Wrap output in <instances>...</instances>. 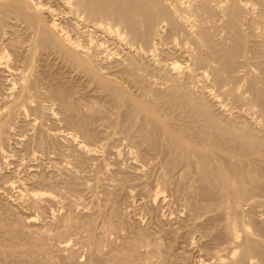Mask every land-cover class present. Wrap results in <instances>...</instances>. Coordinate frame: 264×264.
<instances>
[{"label": "rangeland", "instance_id": "rangeland-1", "mask_svg": "<svg viewBox=\"0 0 264 264\" xmlns=\"http://www.w3.org/2000/svg\"><path fill=\"white\" fill-rule=\"evenodd\" d=\"M127 1H125L126 3L123 2L124 4L123 5L121 4V5L122 6L126 5L125 7H127V3H129ZM245 2L248 5H246ZM245 2L244 0L243 2H241L242 6H240L241 4H238L237 5L238 7L236 6L235 9L236 8H239V9H236L237 12H235L234 10L235 13H233L236 15L235 16L230 15L229 18H226L224 16L222 17L223 13L221 11L219 12L220 9H218L217 7L214 8L213 5H206V6L202 5L201 9L204 7L203 10L205 9V7L208 6L209 8L210 6L209 8L210 10L207 8H206L207 10H204V12L207 11L208 13L205 12V15L203 14L204 18L209 20V23L206 22L208 21L206 20L205 21L206 26H205L204 24L205 22H203L204 18L202 14H201L202 16L201 19L204 25H202L201 28H200L201 21L200 20L195 21L196 18L193 19V21H195L197 25H200L198 26L200 30L203 29L204 32H206L204 33V35L202 34V36H204V39L206 40H204L203 37L201 38L199 37L200 39L197 38L199 40L198 42L199 46H200V42H203V40L207 41V43L205 42L201 43V44H204L199 47L202 49V51L198 49L197 42L195 43L196 38L193 35L191 36H193L195 39L193 37L190 38L191 36L188 34L189 32L185 33L186 30L184 32V35L183 34L179 35L180 32L179 33L169 32L171 31L170 30L171 28L172 30H174L173 29L174 27L172 26H175L174 25L175 23L171 22L173 21L171 20L172 11L169 9V7L166 4L160 3L159 5L158 3L157 5L159 6L157 5L154 6V9L158 7L155 10H152L151 7H150V10L148 9L149 7L146 8L145 12H143L144 14L146 13L145 17L142 16L144 15L142 13H137V15L136 14L131 15L130 14L131 8L129 9L130 4H128V7H127V10H129L130 12H128L127 10H124L126 8L120 5L119 7L121 8L120 9L118 8V9L122 13V15L126 17V18H123L124 25H126V23L128 22L130 23H128L129 26L128 25L124 26L122 24L124 28L122 27V25H120L119 31H121V29H125V30H122V32L124 31L122 39L123 41H125L124 43H127L126 41L130 39L128 42L132 43L131 45L134 47L135 50L136 49L139 50V51L136 50L138 51L137 53L138 56L132 55V57L134 56L133 58L136 61H133L134 59L132 60V57L130 54L125 56L128 50L126 49V45H122V44L121 45L120 44L111 45V43H108L101 50L103 51L105 49L104 53L99 50L100 54L102 53L101 55L99 54V51L98 53L96 52L97 51L96 48H95L96 51L94 52V49H93L94 46H93L91 53H90V54H94V55H91L92 59L90 57L91 59L90 61L92 62L93 60L91 64L92 65L91 68L93 70H97V71L99 70L98 74H97V71H94L98 75L97 77L98 80L97 78H94L96 76L93 75L94 74L92 73L93 70H90L91 69L90 64L88 66L90 69L87 67L89 69L88 70L86 69L85 66L74 64V62L72 63V61L70 62V60L68 59L65 60V57L63 60V58L61 57L62 55L59 56V54H56L58 55L57 57L56 55H54L57 52L54 51L53 53L52 52L53 50H49L52 48L51 45H49V47L50 46L51 47L48 48L47 47L48 45H44L43 43V45L45 46L47 50L43 48V45H42L41 47L43 50L39 49L41 47H38L37 52H35L37 54H35L33 57V54L30 51L31 49H29L30 45L32 44L31 43L32 36H30L31 38H28L29 33L30 35L32 34H31V31L28 30L29 28L27 29L28 31H26V28H25L26 24L22 23V25H20L21 23L20 24L16 23L15 20L12 21L13 19L11 17L5 20L7 21L8 23L7 24L5 21L3 22V19H5V17L3 18L4 15L1 13L2 14V17H1V14H0V18H2V20L0 19V21H2L0 23V26L2 23H3L2 25H5V26L8 25L7 26L8 28L6 27L4 28V30L7 31V35L4 41L7 40L8 42L7 41L6 42L10 44V46L13 44V42L14 44L16 43L15 45H18V46L12 45L13 48L10 47L9 51L12 49L10 52L8 51L10 55H12L14 47H16L17 49V50L16 49L14 50L19 52L17 53L14 51L13 54L15 56V54L17 53L16 54L17 57L15 56V60H14V56L12 55L10 56L11 57L10 60L12 62L14 60L13 63H18V64L20 63L19 65L21 66L23 65L22 66L23 68L21 67V70L24 69L25 72L22 71L23 73L19 75V78H21L22 76L25 78L26 76L25 78L26 80L24 79L23 81H21L23 77L21 78V80L17 78V76L7 78L9 73H7L6 71L5 72L2 71L4 75L0 73V81H2L0 82V86H1L0 96L2 95L0 97L1 99L0 108H3V110L0 109V112H1L0 118L6 115L4 119H2L4 120L3 121L4 124L6 123L5 124L6 128H4L3 130L4 132L0 134V139H1L0 147H2L0 149V184H1L0 185V188H1L0 189V264H49V263L50 264H196V263L197 264H208L210 261H211L210 264L211 263L213 264L215 262H216L215 264H217L219 263L217 256L218 255L223 256L224 255L223 253L227 254L226 247H228V249L229 247L230 248L239 247L238 251H240L241 253L243 250L244 252L242 253H245V256H247V254L248 256L251 254L256 255V251L260 252L263 250L260 244L262 242L264 243V199H263L264 198V176H263L264 168L263 166L262 167L260 166L261 164L264 165V162L262 163L264 159L256 162L258 166H256V164L254 163H253L254 164L253 167H250L251 165L248 166L249 163H247V165H242L244 167L241 169H243L244 173L250 174L251 176L250 177L246 174V175H243V177L245 176L246 179L250 177L252 180L250 178L249 179L251 181L249 179H247L249 181L245 180V178L243 179L241 175L242 172L240 171L241 174L239 176L237 175L239 178L236 180V182L233 183L234 184L233 185V184L225 182L226 177L222 178V175L220 176V174H223V176H225L226 174L224 173L219 174V172L221 171L217 169L218 167L214 163L212 164L211 162V164H208V163L205 164L206 161L203 163L202 160L204 158H202V154L198 155L197 153H195L197 155L195 157L193 155L194 152L192 149L191 150L189 149L186 151V149L182 148L180 143H178L177 140L174 139L177 136L178 137L183 136L185 139L189 137L188 140H192L191 138H195L196 137L195 135L205 136L206 134L207 136L210 135V136L216 137V135L218 134L213 135L215 134V132L218 133L219 131L222 130L221 132H219L220 133L219 136H220L222 133L226 134L224 132L225 130L227 131V134L225 137H228L227 136L228 134H230L229 137H232L234 134L233 138L239 137L240 139V137L243 138V136L245 135L244 138L241 139L242 144L244 142L247 143V139H248V144L250 142L249 144L250 146L247 145L246 143L245 145L244 144L242 145L243 147L245 146V148H247V146L249 148L253 146L254 148V145L256 148L258 147L256 145H259L258 143H260L259 141H262L261 137H263L264 135V131H263L264 111L262 110L264 105L261 104V103H264V82H263L264 80H262L264 79V48H263L264 47L263 46L264 44V34H263L264 32V29H263L264 28V0H248V2L246 0ZM244 4L246 5V7L244 6ZM249 4L251 5V7L249 6ZM243 6L245 7V9H243L244 8ZM165 7L167 10V13H166ZM211 7H213L212 11H211ZM121 9H123V11H121ZM203 10H202V13H204ZM152 11H155V12H152ZM157 11H159V13ZM217 11L221 14H219ZM212 12H215V14L217 13L220 16L218 15L215 16V14ZM125 13H127V15H125ZM149 13H150V16H147V14L149 15ZM153 13L155 15L157 14V16H155ZM138 14L140 15L138 16ZM165 15H168V17L169 15H171L170 16L171 19L166 17ZM127 16L129 17L131 16V17L129 18ZM134 16H136L137 18L139 17V20H136L137 18L134 19ZM146 16L148 17L147 18L148 20L146 19ZM158 16L160 17V19ZM161 16L163 17L165 16V18L168 19L166 20L168 22H166L164 18H162ZM209 17L211 19H209ZM238 17L240 21L242 20L241 22L239 21ZM131 18H132V21L127 20V19L131 20ZM155 18H158L161 21L164 20L163 24L158 19H156V21L153 20ZM230 18H232V20ZM248 18L249 19L253 18V19L249 20ZM9 19H12V20H9ZM150 19L152 20L151 23L149 21ZM227 19L228 21L229 20L231 21L229 22L224 21ZM134 20H135L134 24L136 26L133 24ZM254 20H255V23L256 21L257 23L261 22V25H259L260 23L258 24L259 26H257V24L255 25V23L253 22ZM137 21L138 23H136ZM249 21L253 22L251 24L253 27L249 24L250 23ZM13 22H15V24L17 25H13ZM65 22H66L65 24H67V21ZM169 22L172 26L169 24ZM158 23H160V25H158ZM245 23L246 25L248 23L250 28L248 26L244 28V26H246ZM130 24L132 25L131 27H130ZM152 24L153 25L155 24V26L151 30V27H153ZM164 24H165L164 30L161 33L162 38L160 37L161 41H155V40L152 41L155 38V35L153 34L154 35L153 36L154 38H153L151 34L156 32L159 29V27L161 25L163 26ZM253 24L257 26L256 31L248 32V31L254 30ZM24 25L25 27H23ZM133 25L135 29L132 28ZM137 26L138 28L140 27L141 28L136 29ZM167 26H170V27H168L167 29ZM220 26L226 29L221 28ZM13 27H16L17 29L15 28L14 30ZM205 28L208 30V32L206 31ZM216 28L217 30H214ZM209 29H211L210 30L211 32L209 31ZM248 29H251V30H248ZM16 30H18L17 33H14L16 32ZM129 30H131L132 32L131 31L129 32ZM133 30L134 32L136 30V32L138 33L136 32L134 33ZM0 31L2 30L0 29ZM125 31L129 32V34L127 32V35L129 37L133 35L132 36L133 38L131 37L127 39L128 36L126 37ZM222 31H225V32H222ZM9 32H11L12 34L11 37L13 36L12 40H10L11 37L7 39L8 36H10ZM12 32L15 35H13ZM19 32L21 33L20 36L22 38L18 37V35L20 34ZM201 32L203 33V31ZM24 33L28 35L27 36L25 35V37L23 38ZM173 33L175 36H173ZM258 33L263 36L259 35ZM2 34L3 32H0V37H2L1 36ZM136 34L138 35V38ZM185 34L188 35L187 38H190L191 41L185 38L187 36V35L185 36ZM206 34H208L207 35L208 37L210 36L209 39L208 37L205 38ZM178 35L181 36V38L178 37ZM78 36H75L77 40H79L80 42L86 43L84 40L86 39L85 37H82L81 35H78ZM150 36L152 38L151 41H150ZM258 36H260V38ZM15 37L18 38L19 40H17ZM27 38H28V41H27ZM94 38H95L94 41L96 44L100 42V39L101 41L103 39L101 37L100 38L98 37L99 39L97 37H94ZM29 39H31V41ZM23 40H25V42L27 43H25ZM261 40L263 41L261 42ZM22 41L25 43L24 46H23ZM134 41H135V45H134ZM9 42H11L12 44ZM170 42H175V43H172L173 44L172 46ZM17 43H20V44H17ZM26 44H29V46ZM161 44H163V47H161L162 46ZM20 45H22L23 47L20 48L21 47ZM154 45L156 46L153 48ZM25 46L27 47L25 48ZM157 47L159 48L158 50H155L156 51L155 52L153 49H157ZM185 47L193 48V49L191 48V50L187 48L188 53L191 52L190 55L192 54L190 58H187L188 53L185 54V52L187 51L185 50L186 49ZM212 47L213 49H210ZM139 48L143 50L145 53L143 51H140ZM149 48H151L153 52ZM169 48H170V52L173 51L172 53L167 51V49L169 50ZM24 49H26V51L27 50L29 51L26 52ZM106 49H108V51L111 52L112 54L109 53ZM39 50H40V53H39ZM22 52L23 54H21ZM165 52H168V54L167 53L165 54ZM192 52L196 55L193 56L194 54ZM151 53L154 54L155 57L152 56ZM173 53L175 56H173ZM42 54H45V56L43 55L42 57ZM104 54L105 55L107 54V56H104V60H103ZM109 54H110V57H109ZM202 54L206 58L205 57L203 58ZM27 55H30V57L28 56V58L27 57L25 58V56ZM49 55L51 56L49 57ZM171 55L173 56L174 60L171 57ZM161 57H164V58L161 59ZM17 58H19L18 59L19 62L16 61ZM93 58L96 59L97 61H95ZM130 58L133 64L131 63ZM191 58L193 59V61L196 59L193 65L195 70H198L199 66H200L201 71H203L202 68H204L205 73L200 72V71H196V72L204 73L205 77L208 75L206 78L205 77L202 78V75H201L200 78L194 80L191 77V73L189 72L193 71L194 73V70L192 68L193 61ZM28 59H31V60L33 59V61L29 60L33 63V66L30 64L31 62L29 63ZM42 59L45 62H42ZM55 59L56 60L58 59V60L56 61ZM160 59L161 60L164 59L165 61H161ZM167 59L169 60V62L167 61ZM204 59L205 60L207 59V60L204 61ZM46 60L47 61L49 60V61L47 62ZM116 60H118L119 62L117 61L118 63H116ZM123 60H124V63L126 62L129 63V66L130 64L132 66L133 65L137 66V67L133 66L134 69L135 68L137 69H135L133 72V70H131L133 69L132 67L127 66L128 68L127 69L124 66L125 64L121 66L123 64V62L121 61ZM148 60H149V63H148ZM211 60H212L211 63L213 64L209 63ZM60 61L62 63H59ZM98 61L101 65L98 63ZM108 61L110 62V64ZM157 61L158 62L161 61L163 63L166 62L167 64L168 63L174 64V62L176 61L175 62V64L177 65L176 70L178 72L171 71V73H169L168 71L170 70H167V69L161 70L159 67H157L158 66ZM196 61L199 63L201 62L202 65L207 64L206 62L209 61L208 63L210 66L215 65L214 70H212L213 69L212 66L210 67L207 64L208 67L205 65L204 67L202 65H198ZM25 62L26 63L28 62V63L25 64ZM134 62L137 65L134 64ZM70 63L72 64L70 65ZM117 64H120V67H117L119 66ZM27 65L29 67H26ZM30 65L34 69L32 72L30 71L32 70L30 68ZM63 65H67V66L65 67ZM78 65L80 66V68L83 67L85 70L82 69L80 71V69H77ZM95 66H97V68ZM143 66L144 68H142ZM189 67H191L192 70L191 68L189 69ZM27 68L29 69L27 70L28 72L26 73ZM185 68H188V69L186 70ZM209 68L211 70H209ZM72 69L74 70V72ZM83 70L84 71L87 70L88 74L87 72H82ZM100 70L102 73L100 72ZM125 70L130 72V75L131 73L134 75L135 71L137 70L140 76L137 74L136 75L138 77L133 76L137 80L134 79L133 77L130 78L128 76L129 73L128 72L126 73ZM142 71L144 74L142 73ZM218 71H220V74L218 73L219 75L217 74ZM29 72H31L30 73L31 76H29L28 74ZM209 72L211 73L209 74ZM167 74H169L171 77L173 76L174 79L175 77H177L176 75H180V76H178L176 78L175 83H173L174 81V79H172L173 77L169 78ZM213 74H216L218 76L217 81H221V82H215V81L213 82L214 79H211V77L212 78L214 77ZM32 75H33V79H32ZM141 75H144V76H141ZM186 76L189 80L191 77L190 82L187 79H185L187 81H184V78H186ZM219 76L221 77L219 78ZM141 77H143L142 78L143 85L141 84L139 85V83L141 82L140 80ZM155 77H157L158 79ZM4 78L6 80H4ZM8 79L10 81L12 80V83L16 84L14 89H9ZM15 79H16V82H15ZM18 79H19V82L21 81L20 83L17 82ZM93 79H95L94 82H91L93 81ZM149 79H152V82ZM166 79L167 80L169 79L167 83H166L167 81ZM170 79H172L173 81L172 80L170 81ZM178 79L180 82L178 81ZM101 80L102 82H106V83L101 84L100 82ZM160 80L164 82L162 83ZM25 81L26 83L27 81L29 82L27 83V86L26 84H24ZM33 81H37V83H39L37 86L41 88L39 89L37 86H35L37 83ZM193 81H194V84H195V81L198 83L194 85ZM22 82H23V85L26 86L27 88L29 87V84L31 82L30 86L34 85L32 86L33 89L32 87H29L31 90L29 88L28 90L29 92H32L33 94L35 93L34 95L37 97L35 96L33 97L32 93H27L28 95L30 94L32 95L27 96L26 94V97H29V98H25L24 97L25 94L23 95L22 91L20 92V90H22L21 88H23V86L21 85ZM202 82L206 83L204 84L205 86L203 85ZM152 83H153V86H152ZM161 83L165 85L163 86ZM179 83L180 84L184 83L185 86H188V89L185 88L184 85L183 87L182 85H179L180 89L176 88V85H178ZM212 83L214 85L218 84L215 89ZM49 84L51 86H49ZM109 84L111 86H109ZM168 84L170 86L173 85L174 87L171 88L170 86H168ZM206 85H208L209 87H207ZM6 86L7 88H5ZM139 86L141 87L140 90L138 88ZM155 86H158V87H155ZM202 86L205 88L203 89ZM17 87L18 88L21 87L20 89H18L19 91L17 90ZM223 87L224 89H222ZM34 88L36 91L34 90ZM153 88L156 90L160 89V91L162 89L164 90H162V92H160L159 90H158L159 92L158 91L156 92L155 90L156 92L155 93ZM181 88L183 89L185 88V89L183 90ZM199 88L200 89L202 88V91H200ZM206 88L208 89L206 90ZM212 88L214 90H212ZM229 88L231 89L230 90L231 95L228 94ZM5 89L6 90L8 89V90L5 91ZM37 89L41 91L39 92ZM218 89L219 90L222 89V91H219ZM253 89L255 92H252ZM173 90H175L174 91L175 93H173ZM209 91L212 93H210ZM215 91H217V94ZM233 91H235L236 93L235 92L232 93ZM8 92L12 94L10 95ZM19 92L20 94H22L21 96ZM37 92L39 94L43 93L44 95L42 94L41 96ZM59 92L62 94V96L61 94H59ZM147 92L150 95H148ZM205 92L208 94H206ZM219 92H221L223 95L221 93L220 95H218ZM256 92L258 93V95L256 94ZM215 94L217 97L214 96ZM8 95L11 97L8 98ZM17 95H19L20 97H18ZM209 95L211 98L208 97ZM253 95L256 96V98L258 99H256ZM16 96L19 99L22 96L23 97L20 100L17 99L18 100L17 101ZM259 96L263 100H261ZM5 97L8 99L7 102L10 103L9 105L6 104L7 102H6ZM25 99H27L26 102L24 101ZM176 99H179V100H176ZM13 100H15V102H13ZM259 100H261V102H259ZM20 101H21V104H20ZM62 101L65 105L60 103ZM215 101L216 103H219L221 107H219L220 106L219 104H215ZM136 102L140 103L142 107H145V108L148 107V109L152 107L151 108L153 110L152 112L155 111L157 113L159 111L158 112L159 115L156 114L157 118H160L161 122L165 124L166 126L169 125L171 127V124H172L173 128L172 127L170 128L168 126V129H170L171 133L172 131L173 133L174 132L175 133L171 135V133L166 134L165 130L161 131L160 130L161 128L158 126L157 122L153 120L150 116L148 117L149 114L146 115L145 110L143 112L142 108L140 109L137 105H135L134 103ZM168 102L170 105L168 104ZM258 102L261 104L262 109L260 108V106H258L260 105ZM13 103L14 105L11 106ZM146 103L149 105H147ZM29 104L30 106H28ZM20 105L23 110H21ZM8 106H9V109H8ZM153 106L156 110L153 109ZM5 107H7V109ZM12 107L15 110H13ZM72 107L73 108L75 107V108L72 109ZM219 108H222V109H219ZM11 109L14 111V114L12 111H11L12 113L10 112ZM133 109H137V111L136 110L134 111ZM170 110H171V113H169ZM184 110L186 111V114L184 113L185 112ZM226 110L228 111L230 110L229 111L230 113H228ZM15 111L18 112V115H16L17 113ZM23 112L24 113L26 112V113L24 114ZM189 112H191V114H189ZM260 112H261V116L259 115ZM7 113L9 117L11 115L12 116L9 118L7 116ZM197 113L201 115L202 117L199 116ZM142 114L146 115V117L141 116ZM175 114H177V116H175ZM228 114H230L231 118L230 116H228ZM163 115L164 116L170 115V116L169 118L164 117L166 120L165 121L163 120L164 119ZM198 116L201 117V119ZM237 116L239 118H236ZM6 117H8V119H6ZM176 117L180 118V120L178 119V122L176 121L177 120ZM182 118H183V121L184 119L185 121L187 120L186 122L188 123V126H185L187 125L185 121L184 122L181 121ZM13 119L14 121L15 120L16 121L14 122ZM169 119L170 120L172 119L171 120L172 122ZM191 119L192 121L196 123V125L192 123ZM194 119H197V120H194ZM204 119L206 120V122ZM221 119L222 121H220ZM231 119L235 120L234 122L236 123L237 130L234 127L235 123ZM5 120L7 122H5ZM145 120H149V121H145ZM150 120L151 121L153 120V121L151 122ZM203 120H204V123H203ZM154 122L156 123L157 126L154 124ZM231 122L233 123L232 125H230ZM0 123H1V119H0ZM205 123L206 124L208 123V124L205 125ZM243 123L244 125H242ZM189 124L191 126L195 125L193 126L194 128L189 126ZM223 124L226 128L222 126ZM255 124L257 127L255 126ZM41 125H43V127ZM230 126L231 127L233 126L234 128L233 127L231 128ZM240 126H243V127H240ZM40 127H42L44 131ZM195 127L197 129H195ZM202 127L205 128L203 133H201L203 129ZM190 128H192V130ZM198 128H201V130H199ZM188 129L190 132L196 131L195 133H198L199 135L195 134L194 135L195 137H193V133H189ZM210 129H213V130L211 131ZM205 130H207V132H205ZM259 130L261 131V134ZM183 131H186V133L188 132L189 136L188 134L186 135V133H184ZM229 131L232 132V134ZM178 132H180L181 135H178L179 134ZM235 132H237L239 136L236 135L237 137H235V134H237ZM257 132L260 135L257 134ZM252 133L253 134L256 133V134L253 135ZM190 134H192L191 135L192 137L190 136ZM224 134H222L221 136L224 137ZM256 135L257 136L259 135L258 137L260 138L257 139L258 137ZM4 136L6 137L4 138ZM59 136L61 137L59 138ZM51 138L53 140H51ZM218 138L222 139V137H218ZM2 139L4 140V142ZM262 143H264V141ZM262 143H260V145H262L263 147L259 145L258 150L257 149L252 150V148L251 149L247 148L250 153L248 152V150L242 147V153L244 152V150H246L245 152L249 154V155L245 154L246 156L243 154V156H245V158L247 156L251 158V156L255 154V153L252 154L254 150H256L254 152H257V151L260 152V149L264 148V145ZM83 144L85 145V147L88 146L87 148L89 150H94V151H86V150L84 151L78 147V145H83ZM176 147L178 148V150ZM185 152L187 153L185 154ZM256 154L254 156H256ZM194 159H195V162H194ZM191 163L194 167L191 166ZM201 163L203 165V168L201 166ZM205 165H207V167ZM242 166L237 167L236 170L234 169L235 166L234 168H230V169H233L236 172V174H239L237 172ZM254 166L259 167V168H256V167L254 168ZM199 167L201 168L199 169ZM245 167L246 168L250 167V170L246 169ZM213 168H216V169H213ZM252 168L255 169V172ZM209 169L210 171H208ZM214 170H216V172ZM247 170H249L251 173H249ZM231 171L229 170V175ZM202 172L203 173L205 172V173L203 174ZM235 172L232 171V173L234 174ZM253 172L255 173V175ZM198 173L200 176L198 175ZM206 173L208 174V176ZM217 175L219 176L217 177ZM255 176H259L258 177L259 180L257 177L255 178ZM31 178H33L34 180ZM240 178L243 180L242 183H241ZM256 179L258 182L256 181ZM260 180H263V181L259 182ZM2 183H6V184H2ZM9 183H12V184L14 183V186L12 188H9L8 186ZM212 183H214V185H217V186L219 184V186L218 187L214 186ZM223 184L225 185V187H223ZM246 185L248 187L250 185V187L248 188ZM6 188H9V189H6ZM225 189H228V190H225ZM243 190L246 192H244ZM228 191L230 193H228ZM232 193L234 194V197ZM230 194L232 195V197ZM232 198H234V200ZM250 198H252V200ZM233 208L235 209L233 210ZM237 211H239V213ZM254 212L256 215L254 214ZM232 213H233V216H232ZM231 223L233 224L232 226H231ZM244 226L246 227L244 228ZM228 227L229 228L232 227V228L229 229ZM235 234H237L238 236ZM245 234L247 235L249 234L248 235L249 237L248 236L245 237L246 236ZM207 235H210V236H207ZM232 235L233 237H231ZM225 236H227V238ZM235 236H237V240L239 239L238 242L237 240L236 241L233 240ZM251 236L252 238L250 239ZM245 239H247L248 242H251L249 246L245 245V242H246ZM95 241L98 244H96ZM70 245L72 248L70 247ZM62 246H63V249L61 250ZM219 248H221V250ZM99 249H100V252H98ZM253 249H256V250L254 251ZM247 251L249 253H247ZM251 251H254V252L251 253ZM261 254L263 255V253ZM71 255H73V257ZM208 256L209 258H207ZM214 256H216V258ZM51 259L53 262L51 261ZM204 261L205 263H201Z\"/></svg>", "mask_w": 264, "mask_h": 264}, {"label": "bare ground", "instance_id": "bare-ground-1", "mask_svg": "<svg viewBox=\"0 0 264 264\" xmlns=\"http://www.w3.org/2000/svg\"><path fill=\"white\" fill-rule=\"evenodd\" d=\"M125 1H127V0H0V14L2 13L4 16H3V18L5 17V19H3V22L7 19V18H12V19H9V20H12V21H16V23H21L20 25H22V23H25L26 24V27H25V25L23 26V27H25L26 28V31H28V30H30L31 31V34L32 35H30V33H29V37L28 38H31L30 36H32V41H31V39H29L30 41H31V45H30V48L29 49H31L30 51L32 52V54H33V57H34V55L35 54H37V53H35V52H37V50H38V47H41L42 45H43V43H44V45H48L47 47L48 48H50L51 46H52V48L51 49H49V50H53L52 52L54 53V51L55 52H57V53H55L54 55H56V54H59V56L60 55H62L61 57L63 58V60H64V57H65V60H70V62L72 61V63L74 62V64H79V65H81V66H85L86 67V69H88L89 67V64H90V68H91V64H92V62H93V60H92V62L90 61L91 59H92V56L91 55H94V54H90L91 53V50H92V47H93V49H94V52L96 51L97 53H98V51L100 50H102V48L105 46V45H107L108 43H111V45L112 44H122V45H126V49L128 50V52H127V54L125 55V56H127L128 54H130L131 55V57H132V55H136V56H138L137 55V53H138V49H136V50H138V51H136L135 49H134V47L131 45L132 43H130V42H128V41H126L127 43H124L125 41H123V39H122V36H123V32H122V30H125V29H121V31H119V29H120V25H124V20H123V18H126V17H124L123 15H122V13L120 12V8L121 7H119L121 4L123 5L124 3L123 2H125ZM246 0H244V2H245ZM127 2H129V3H127V7H128V4H130V7H129V9L131 8V15L133 14H136L137 15V13H142V14H144L143 12H145V9L146 8H148L149 10H150V7H151V9L152 10H155V9H157V8H155L154 9V6L155 5H157L158 3H159V5H160V3L161 4H166L168 7H169V9L172 11H169V12H171L172 13V16L171 15H169V17H168V15H165L166 17H168V18H170V16L172 17V19L171 20H173V21H171L170 19V21L172 22V23H175L174 25L175 26H172L171 24H170V22H169V24L172 26V27H174L173 29L174 30H172V28L170 29L171 31H169V32H174V33H176V32H180L179 33V35L180 34H183L184 35V32H185V30H186V32L185 33H187V32H189L188 34L191 36V35H193V36H191L190 38H194L196 41H195V43L197 42V45H198V42H199V40L197 39V38H201V37H203V39H204V36H202V34L204 35V33H206V32H204V30L202 29V30H200V28L202 27V25H204L205 24V26H206V22H208L209 23V20L208 19H205L204 18V15H205V12L206 13H208L207 11H205L204 12V10H207V9H209L210 8V6H209V8H208V6L207 7H205V9L203 10V8L201 9V7H202V5H204V6H206V5H213L214 6V8H218V9H220L219 10V12L221 11L223 14H222V17L224 16V17H226V18H229L230 17V15L231 16H235L236 14H233V13H235V12H237L236 11V9H239V8H236L235 9V7L238 5V4H241V2H243V0H128ZM247 2H248V0H247ZM126 3V2H125ZM202 3H204V4H202ZM245 4L246 5H248L246 2H245ZM244 4V6L246 7V5ZM121 5V6H122ZM159 5H157V6H159ZM165 5V6H166ZM126 5H124V6H122V7H125ZM240 6H242V4L240 5ZM243 6V7H244ZM249 6L251 7V5L249 4ZM127 7H125L126 9H124V10H127ZM163 7H164V5H163ZM238 7V6H237ZM245 7L243 8V9H245ZM119 8V9H118ZM160 8V7H159ZM207 8V9H206ZM123 9H121V11H123ZM168 9V10H169ZM212 9H213V7H211V11H212ZM165 10H166V7H165ZM202 10H203V12L204 13H202ZM210 10V9H209ZM234 10H235V12H234ZM128 12H130L129 10H127ZM126 11V12H127ZM148 11V10H147ZM160 11V10H159ZM159 11H157L158 13H159ZM214 11V10H213ZM249 11H250V9H249ZM125 12V11H124ZM149 12V11H148ZM152 12H155V11H152ZM210 12V11H209ZM218 12V11H217ZM218 12V13H219ZM252 12V11H251ZM161 13V12H160ZM166 13H167V10H166ZM165 13V14H166ZM212 13H214L215 14V12H212ZM250 13V12H249ZM253 13V12H252ZM2 14H1V17H2ZM130 14H128V15H130ZM154 14V13H153ZM170 14V13H169ZM201 14L203 15V22H205L206 20H208V21H206L204 24H203V22H202V19H201ZM219 14H221V13H219ZM254 14V13H253ZM125 15H127V13H125ZM140 14H138V16H139ZM145 15H146V13L144 14V15H142V16H144L145 17ZM155 15V14H154ZM162 15V14H161ZM216 15H218L217 13L215 14V16ZM239 15V14H238ZM141 16V17H142ZM147 16H150V13H149V15L147 14ZM146 16V19L148 18ZM155 16H157V14L155 15ZM165 16L163 17V16H161L162 18H164V20L166 21V20H168V19H166L165 18ZM207 16V15H206ZM218 16H220V15H218ZM251 16V15H250ZM253 16V15H252ZM127 17H129V16H127ZM131 17V16H130ZM129 17V18H130ZM152 17V16H151ZM159 17V16H158ZM135 18H137L136 16H134V19ZM150 18V17H149ZM153 18V17H152ZM151 18V19H152ZM196 18V20L195 21H197V20H200L201 21V26L200 25H197L196 24V22L195 21H193V19H195ZM198 18V19H197ZM200 18V19H199ZM208 18V17H207ZM219 18H221V17H219ZM218 18V19H219ZM233 18V17H232ZM232 18H230L231 20H232ZM237 18V17H236ZM247 18V17H246ZM1 20H2V18H0ZM146 19H145V21H146ZM149 20L150 21V23H151V21L152 20ZM156 19H158V18H155V19H153V20H155L156 21ZM159 19H160V17H159ZM158 19V20H159ZM209 19H211L210 17H209ZM225 19V18H224ZM238 19H239V17H238ZM249 19V18H248ZM253 18H250L249 20H252ZM128 21H132V18H131V20L130 19H127ZM136 20H139V17L136 19ZM148 20V19H147ZM157 20V21H158ZM163 20V21H164ZM231 20H229V21H231ZM65 21H67V24H65L66 22ZM159 21H161V20H159ZM163 21H161L162 22V24H163ZM224 21H228V19L227 20H224ZM223 21V22H224ZM228 21V22H229ZM239 21H240V19H239ZM242 21V20H241ZM240 21V22H241ZM245 21V20H244ZM248 21V20H247ZM2 21H0V23H1ZM6 23H7V21H5ZM11 22V21H10ZM154 22V21H153ZM166 22H168V21H166ZM199 22V21H198ZM220 22V21H219ZM250 22V21H249ZM254 23H255V20L253 21ZM253 22H250L249 24L251 25ZM5 23V24H6ZM128 23H130V22H128ZM128 23H126V25H124V26H127L128 25ZM135 23V20H134V22H133V24ZM136 23H138V21L136 22ZM155 23V22H154ZM260 23V24H259ZM3 24V23H2ZM1 24V26H0V29L2 30V31H0V32H3V34L1 35L2 37H0V73H2V71H6L7 73H9L8 74V77L7 78H9V77H13V76H17V78H19V75H21V73H23L22 71H24V69H22L21 70V67L23 66H21V65H19L18 63H13L14 62V60H15V56H16V54L17 53H19L18 51H16L17 49H16V47H14V49H16V50H14L13 49V52H12V55L14 56V51L15 52H17L16 54H15V56H14V60H13V62L10 60V56H12V55H10L9 53H8V51H9V49H10V47H12V45H15L14 44V42H13V44L11 43V42H9V43H11L12 45L10 46V44H8L7 42V40H5L4 41V39H5V37H6V35H7V31H5L4 30V28L6 27V28H8L7 26H5V25H2ZM8 24V23H7ZM12 24V23H11ZM18 24V25H19ZM222 24V23H221ZM249 24L247 23V25H246V23H245V25L246 26H244V28L245 27H249ZM257 24V26H259V25H261V22H258L257 23V21H256V23H255V25ZM259 24V25H258ZM13 25H17V24H15V22H13ZM67 25V26H66ZM122 25V27L124 28V26ZM135 25V24H134ZM134 25H133V27L132 28H134ZM139 25V24H138ZM153 25V24H152ZM158 25H160V23H158ZM158 25H156V26H158ZM234 25V24H233ZM241 25H242V23H241ZM254 25V24H253ZM254 25V30L253 31H248V32H255L256 31V27L257 26H255ZM129 26V25H128ZM132 25L130 24V27H131ZM136 26V25H135ZM140 26V25H139ZM147 26V25H146ZM154 26H155V24L153 25V27H151V30H152V28H154ZM164 26H165V24L162 26H160L159 27V29H158V27H157V31L156 32H154V33H152V32H150V33H152L151 35H152V37L155 35V38L152 40V41H161L160 40V37H161V33L163 32V30H164ZM198 26H200V28L198 27ZM205 26H203V27H205ZM208 26V25H207ZM236 26V25H235ZM252 26V25H251ZM12 27V26H11ZM168 27H170V26H167V29H168ZM176 27V28H175ZM211 27V26H210ZM221 27V26H220ZM243 27V26H242ZM253 27V26H252ZM252 27H251V29H252ZM14 28V30H15V28L16 27H13ZM12 28V29H13ZM29 28V29H28ZM127 28H129V27H127ZM141 28V27H140ZM140 28H138V26H137V28L136 29H140ZM214 28V27H213ZM221 28H224V27H221ZM236 28V27H235ZM250 28V27H249ZM11 29V28H10ZM17 29V28H16ZM28 29V30H27ZM135 29V28H134ZM206 29V28H205ZM224 29H226V28H224ZM251 29H248V30H251ZM258 29V28H257ZM260 29V28H259ZM264 29V28H263ZM9 30V29H8ZM14 30H12V31H14ZM19 30V29H18ZM18 30H16V32H14V33H17V31ZM23 30V29H22ZM21 30V31H22ZM132 30V29H131ZM131 30H129V32L131 31ZM155 30V29H154ZM211 29H209V31H210ZM214 30H217V28L216 29H214ZM240 30V29H239ZM10 31V30H9ZM20 31V30H19ZM25 31V32H26ZM138 31V30H137ZM141 31V30H140ZM201 31H203V33L201 32ZM206 31L208 32V30L206 29ZM243 31V30H242ZM247 31V30H246ZM262 31V30H261ZM260 31V32H261ZM77 32V33H76ZM122 32V33H121ZM126 32V31H125ZM128 32V31H127ZM127 32H126V37L128 36L127 35ZM129 32H128V34H129ZM132 32V31H131ZM133 32H134V30H133ZM135 32H136V30H135ZM134 32V33H135ZM211 32V31H210ZM215 32V31H214ZM222 32H225V31H222ZM263 32V31H262ZM10 34V36H8V38L7 39H9V37H11V32H9ZM13 33V32H12ZM13 33V35H15ZM20 33V32H19ZM75 33V34H74ZM136 33H138V32H136ZM156 33V34H155ZM166 33V32H165ZM174 33H173V36H175L174 35ZM257 33V32H256ZM23 34V33H22ZM131 34V33H130ZM154 34V35H153ZM254 34V33H253ZM259 34V33H258ZM263 34H264V32H263ZM21 33L18 35V37L20 38L21 36ZM25 33H24V36H23V38L25 37ZM28 35V34H27ZM26 35V36H27ZM78 36V35H81L82 37H85L86 39H84L85 40V42L86 43H84V42H80L79 40H77V38L75 37V36ZM93 35V36H92ZM137 35V34H136ZM168 35V34H167ZM178 35V37H180L181 38V36H179ZM187 34H185V36H186ZM208 34H206L205 36V38H207L208 36H207ZM211 35V34H210ZM257 35V34H256ZM259 35H261V34H259ZM133 35H131V37H132ZM169 36V35H168ZM172 36V37H173ZM177 36V35H176ZM184 36V37H185ZM261 36H263V35H261ZM13 37V36H12ZM12 37H11V39L10 40H12ZM16 37H17V35H16ZM15 37V38H16ZM94 37H101V38H103L102 39V41H101V39H100V42H98V41H96V42H98L97 44L95 43V41H94ZM131 37H127V39L128 38H131ZM139 37H141V36H139ZM171 37V38H172ZM188 37V35L185 37V38H187ZM210 37V36H209ZM209 37H208V39H209ZM212 37H214V36H212ZM217 37V36H216ZM259 38H260V36H258ZM22 38V37H21ZM28 38H27V41H28ZM78 38H79V36H78ZM98 38V39H99ZM104 38H105V40H104ZM133 38V37H132ZM135 38V37H134ZM137 38H138V35H137ZM162 38V37H161ZM165 38V37H164ZM182 38H183V36H182ZM190 38H187V39H189L190 41H191V39ZM199 38V39H200ZM256 38H257V36H256ZM263 38V37H262ZM17 40H19L18 38H16ZM26 39V38H25ZM81 39V38H80ZM151 36H150V41H151ZM167 39H168V37H167ZM255 39V38H254ZM16 40V41H17ZM21 40V39H20ZM83 40V41H84ZM97 40V39H96ZM104 40V41H103ZM126 40V39H125ZM140 40V39H139ZM143 40V39H142ZM149 40V39H148ZM173 40H175V39H173ZM198 40V41H197ZM204 40H206V39H204ZM203 40V42H205V43H207V41H204ZM258 40V39H257ZM7 41V42H6ZM14 41H15V39H14ZM24 42H25V40H23ZM22 41V43H23V46H24V44L25 43H27V42H23ZM131 41H133V40H131ZM149 41V42H150ZM163 41V40H162ZM193 41V40H192ZM263 40H261V42H262ZM18 42H20V41H18ZM46 42H47V44H46ZM203 42H200V46L201 45H204V44H201V43H203ZM214 42V41H213ZM212 42V43H213ZM256 42V41H255ZM29 43V42H28ZM142 43V42H141ZM161 43V42H160ZM166 43V42H165ZM171 44L172 43H175V42H170ZM192 43H194V42H192ZM211 43V42H210ZM257 43V42H256ZM17 44H20V43H17ZM156 44V43H155ZM159 44V43H158ZM169 44V43H168ZM170 44V45H171ZM258 44H259V42H258ZM263 44V43H262ZM26 45H28L29 46V44H26ZM43 45V48H45V46ZM49 45H51L50 47H49ZM134 45H135V41H134ZM137 45V44H136ZM151 45H152V43H151ZM162 46L161 47H163V44H161ZM15 46H18V45H15ZM21 46V47H20ZM19 47L20 48H22L23 46L22 45H20ZM110 46V45H109ZM108 46V47H109ZM149 46V45H148ZM156 45H154L153 46V48L155 47ZM167 46V45H166ZM169 46V45H168ZM172 46H173V44H172ZM175 46H177V45H175ZM199 45H198V49L200 50V51H202V49L201 48H199L200 47ZM256 46V45H255ZM254 46V47H255ZM260 46V45H259ZM262 46V45H261ZM263 46H264V44H263ZM262 46V47H263ZM18 47V48H19ZM27 46H25V48H26ZM116 47V46H115ZM152 47V46H151ZM196 47V46H195ZM194 47V48H195ZM207 47V46H206ZM205 47V48H206ZM210 47V46H209ZM216 47V46H215ZM13 48V47H12ZM95 48H96V50H95ZM136 48H137V46H136ZM158 48L159 47H157V49H153L154 51L155 50H158ZM172 48V47H171ZM174 48V47H173ZM186 48V47H185ZM188 49H190L191 50V48L192 47H187ZM185 49V50H187L186 52H185V54H187L188 53V49ZM208 48V47H207ZM258 48V47H257ZM264 48V47H263ZM262 48V49H263ZM28 49V48H27ZM39 49H41V50H43L42 49V47L41 48H39ZM46 49V48H45ZM44 49V50H45ZM122 49V48H121ZM140 49V48H139ZM149 49H151V48H149ZM161 49V48H160ZM176 49V48H175ZM193 49V48H192ZM196 49V48H195ZM194 49V50H195ZM204 49V48H203ZM210 49H213V47L212 48H210ZM12 50V49H11ZM10 50V51H11ZM25 51H26V49H24ZM47 50V49H46ZM105 50V49H104ZM104 50L103 51H101V52H103L104 53ZM107 51H108V49H106ZM119 50V49H118ZM172 50V49H171ZM180 50V49H179ZM215 50V49H214ZM261 50V49H260ZM9 51V52H10ZM21 51V50H20ZM24 51V52H25ZM29 50H27L26 52H28ZM100 51H99V54H100ZM115 51V50H114ZM140 51H143V50H141L140 49ZM146 51V50H145ZM151 51H152V49H151ZM167 51H169L170 52V48H169V50L167 49ZM175 51V50H174ZM178 51V50H177ZM208 51H209V49H208ZM216 51V50H215ZM42 52V51H41ZM46 52V51H45ZM51 52V53H52ZM106 52V51H105ZM109 52V51H108ZM107 52V53H108ZM144 52V51H143ZM150 52V51H149ZM153 52V51H152ZM156 52V51H155ZM163 52H164V50H163ZM173 52V51H172ZM172 52H170V53H172ZM183 52H184V50H183ZM190 52V51H189ZM194 52V51H193ZM192 52V53H193ZM212 52H213V50H212ZM39 53H40V50H39ZM49 53H50V51H49ZM52 53V54H53ZM109 53H111V52H109ZM115 53V52H114ZM113 53V54H114ZM125 53V52H124ZM141 53V52H140ZM145 53V52H144ZM160 53H161V51H160ZM168 54V52H165V54ZM178 53V52H177ZM176 53V54H177ZM191 53V52H190ZM190 53H188V57L187 58H190V56L192 55H190ZM203 53V52H202ZM21 54H23V52L21 53ZM20 54V55H21ZM31 54V53H30ZM96 54V53H95ZM102 54V53H101ZM100 54V55H101ZM112 54V53H111ZM117 54V53H116ZM152 54V53H151ZM194 54V53H193ZM25 55V54H24ZM24 55H23V57H24ZM43 55L45 56V54H42V57H43ZM53 55V56H54ZM90 55V56H89ZM97 55V54H96ZM164 55V54H163ZM183 55H184V53H183ZM196 54H194L193 56H195ZM28 56L30 57V55H27V56H25V58L27 57L28 58ZM51 55H49V57H50ZM52 56V57H53ZM57 57H58V55H56ZM99 56V55H98ZM104 56H107V54L105 55H103V60H104ZM139 56H141V55H139ZM143 56V55H142ZM145 56V55H144ZM152 56H154L155 57V55L154 54H152ZM167 56V55H166ZM169 56V55H168ZM173 56H175L174 55V53H173ZM173 56L171 55V57L173 58ZM193 56H192V58H193ZM202 56H203V54H202ZM17 57V56H16ZM22 57V58H23ZM48 57V58H49ZM90 57H91V59H90ZM102 57V56H101ZM109 57H110V54H109ZM118 57V56H117ZM130 57V56H129ZM134 57V56H133ZM132 57V60L134 59ZM170 57V56H169ZM183 57V56H182ZM205 56H203V58H204ZM22 58H21V60H22ZM39 58V57H38ZM37 58V59H38ZM100 58V57H99ZM115 58V57H114ZM119 58V57H118ZM162 58H164V57H161V59ZM171 58V59H172ZM191 58V59H192ZM206 58V57H205ZM18 59L19 58H17V60L16 61H18ZM24 59V58H23ZM34 59V58H33ZM33 59L31 60V59H28V61L29 60H31V61H33ZM41 59V58H40ZM47 59V58H46ZM59 59V58H58ZM57 59V60H58ZM94 59V58H93ZM111 59V58H110ZM126 59V58H125ZM139 59V58H138ZM156 59H157V57H156ZM160 59V60H161ZM56 60V59H55ZM56 60V61H57ZM62 60V61H63ZM95 61H97L96 59H94ZM106 60H108V59H106ZM105 60V61H106ZM127 60V59H126ZM129 60V59H128ZM130 60H131V58H130ZM129 60V61H130ZM132 60H131V63H132ZM143 60V59H142ZM147 60V59H146ZM154 60V59H153ZM173 60H174V58H173ZM196 60V59H195ZM194 60V61H195ZM207 60V59H206ZM205 59H204V61H206ZM15 61V62H16ZM26 61H27V59H26ZM31 61H29V63L31 62ZM39 61V60H38ZM47 61V60H46ZM49 61V60H48ZM47 61V62H48ZM94 61V62H95ZM104 61V62H105ZM112 61V60H111ZM118 60H116V63H118L117 62ZM128 61V62H129ZM133 61H136L135 59L133 60ZM144 61V60H143ZM152 61V60H151ZM159 61V60H158ZM157 61V62H158ZM161 61H165L164 59L163 60H161ZM158 62V66L157 67H159L161 70H170V71H168L169 73H171V71H173V72H176L177 70H176V68H177V65L175 64V62H174V64H167L166 62ZM167 61L169 62V60L167 59ZM171 61V60H170ZM186 61H187V59H186ZM190 61V60H189ZM192 61H193V59H192ZM194 61H193V64H192V66L194 65ZM199 61H201V60H199ZM19 62V61H18ZM42 62H45L43 59H42ZM68 62V61H67ZM67 62H66V64H67ZM101 62V61H100ZM107 62V61H106ZM109 62V61H108ZM113 62V61H112ZM121 62H123V64L121 63ZM120 63L122 64L121 66H123L124 64V66L127 68V66L128 67H132L133 68V66L134 67H137V66H135V65H131L130 64V66H129V63H127L126 61V63H124V60L123 61H121ZM140 62V61H139ZM191 62V61H190ZM209 62V61H208ZM208 62H206L208 65H209V63H211L212 62V60L208 63ZM23 63H24V61H23ZM23 63H21V64H23ZM28 63V62H27ZM26 62H25V64H27ZM59 63H62L61 61L59 62ZM65 63V62H64ZM72 63H70V65L72 64ZM98 63H99V61H98ZM138 63V62H137ZM148 63H149V60H148ZM192 63V62H191ZM191 63H190V65H191ZM196 63L198 64V65H202L201 64V62L199 63V62H197L196 61ZM215 63V62H214ZM25 64H24V66H25ZM32 66H33V63L31 62L30 63ZM96 64V63H95ZM100 64V63H99ZM98 64V65H99ZM107 64V63H106ZM109 64H110V62H109ZM133 64V63H132ZM134 64H136L135 62H134ZM154 64V63H153ZM157 64V63H156ZM204 64V63H203ZM207 64H204L205 66H207ZM211 64H213V63H211ZM30 65V68L32 69V70H30L31 72L34 70L33 68H32V66ZM37 65V64H36ZM40 65V64H39ZM78 65V67H77V69H80V71L82 70V69H84L83 67L82 68H80V66ZM101 65V64H100ZM117 65H119V66H117V67H120V64H117ZM137 65V64H136ZM204 65H202V66H204ZM246 65V64H245ZM63 66H67V65H63ZM69 66V65H68ZM76 66V65H75ZM147 66V65H146ZM154 66V65H153ZM191 66V67H192ZM196 66V65H195ZM204 66V67H205ZM210 66V65H209ZM212 66V65H211ZM210 66V67H211ZM214 66L215 65H213L212 67H213V69L212 70H214ZM26 67H29L28 65L26 66ZM25 67V68H26ZM64 67V68H65ZM88 67V68H87ZM96 68H97V66H95ZM124 67V68H125ZM141 67V66H140ZM139 67V68H140ZM152 67V66H151ZM150 67V68H151ZM191 67H189V69L191 68ZM208 67V66H207ZM23 68V67H22ZM72 68V67H71ZM89 68V69H90ZM94 68V67H93ZM105 68H106V66H105ZM114 68H116V67H114ZM113 68V69H114ZM138 68V69H139ZM142 68H144V66L142 67ZM193 68V70H194V73H193V71L192 72H189V73H191V77L195 80V79H198V78H200L201 77V75H202V78H204L205 77V72H204V68H202V70L203 71H201V69H200V66H199V68H198V70H195L194 69V66L192 67ZM192 68H191V70H192ZM29 68H27L26 69V73L28 72L27 70H28ZM88 69V70H89ZM95 69V68H94ZM101 69V68H100ZM108 69H110V68H108ZM112 69V68H111ZM121 69V68H120ZM122 69H123V67H122ZM128 69V68H127ZM135 69H137V68H135ZM134 68L133 69H131V70H133V72H134V70H135ZM186 70L188 69V68H185ZM196 69H197V67H196ZM217 69V68H216ZM71 70V69H70ZM73 70V69H72ZM85 70V69H84ZM82 71V72H87V70L86 71ZM90 70H93L92 68L90 69ZM104 70V69H103ZM131 70H129V71H131ZM209 70H211L210 68H209ZM218 70V69H217ZM216 70V71H217ZM76 71V70H75ZM94 71H97V70H93V72L92 73H94L93 75L94 76H96V77H94V78H97L98 77V73H99V70L97 71V74L94 72ZM113 71V70H112ZM126 71V70H125ZM137 71V70H136ZM135 71V73H134V75L131 73V75H130V72H128V71H126V73L128 72L129 73V77L130 78H132L133 76L135 77H138L137 75H139L138 74V71L136 72ZM155 71V70H154ZM156 71H157V69H156ZM196 71H200V72H204V73H197ZM215 71V72H216ZM25 72V71H24ZM31 72H29L28 74H29V76H31L30 75V73ZM35 72V71H34ZM73 72H74V70H73ZM100 72H101V70H100ZM104 72V71H103ZM109 72V71H108ZM114 72V71H113ZM112 72V73H113ZM140 72V71H139ZM145 72V71H144ZM178 72V71H177ZM213 72V71H212ZM7 73H5V74H7ZM38 73V72H37ZM102 73V72H101ZM110 73V72H109ZM120 73V72H119ZM123 73V72H122ZM142 73H143V71H142ZM142 73H140V74H142ZM156 73H158V72H156ZM160 73V72H159ZM162 73V72H161ZM166 73H167V71H166ZM187 73V72H186ZM211 72H209V74H210ZM220 74V71H218L217 72V74ZM3 74V73H2ZM35 74V73H34ZM33 74V75H34ZM81 74V73H80ZM87 74H88V72H87ZM108 74V73H107ZM137 74V75H136ZM144 74V73H143ZM164 74V73H163ZM175 74V73H174ZM218 74V75H219ZM4 75V74H3ZM33 75H32V79H33ZM100 75V74H99ZM111 75V74H110ZM115 75V74H114ZM120 75V74H119ZM123 75H125V74H123ZM159 75V74H158ZM166 75V74H165ZM182 75V74H181ZM186 75V74H185ZM188 75V74H187ZM214 75V77L212 78L211 77V79H214L213 80V82L215 81V82H221V81H217L218 80V76L216 75V74H213ZM2 76V75H1ZM35 76V75H34ZM84 76H86V75H84ZM140 76V75H139ZM141 76H144V75H141ZM167 76H169V78H172L169 74H167ZM177 77L178 76H180V75H176ZM183 76V75H182ZM190 76V75H189ZM208 76V75H207ZM206 76V77H207ZM5 77V76H4ZM21 77V76H20ZM23 77V76H22ZM21 77V78H22ZM100 77V76H99ZM116 77V76H115ZM115 77H113V78H115ZM133 77V78H134ZM148 77H150V76H148ZM165 77V76H164ZM177 77H175V79H174V77L172 78V79H174V81L172 80V79H170V81L172 80L173 81V83H175V81H176V78ZM191 77H190V80L187 78V76H186V78H184V81H191ZM205 77V78H206ZM221 76H219V78H220ZM6 78V77H5ZM4 78V80H6ZM16 78V79H17ZM21 78H19L20 80H21ZM25 78H26V76H25ZM24 77L22 78V80L21 81H23L24 79H25ZM40 78V77H39ZM89 78V77H88ZM92 78V77H91ZM101 78V77H100ZM140 78V77H139ZM142 78L143 77H141V82L139 83V85L141 84V85H143V82H142ZM154 78V77H153ZM155 78H157V77H155ZM158 78H159V76H158ZM157 78V79H158ZM167 78V77H166ZM13 79V78H12ZM16 79H15V82H16ZM19 79H18V83H20L19 82ZM31 79V78H30ZM41 79V78H40ZM102 79V78H101ZM106 79V78H105ZM134 79H136V78H134ZM133 79V80H134ZM144 79H145V77H144ZM147 79V78H146ZM181 79V78H180ZM185 79H187V80H185ZM192 79V80H193ZM208 79V78H207ZM210 79V80H211ZM9 80V79H8ZM26 80V79H25ZM27 80H29V79H27ZM94 80L95 79H93V81H91V82H94ZM97 80H98V78H97ZM100 80V79H99ZM126 80H128V79H126ZM131 80V79H130ZM137 80V79H136ZM135 80V81H136ZM149 80H151V82H152V79H149ZM162 80V79H161ZM160 80V81H161ZM167 80V79H166ZM165 80V81H166ZM169 80V79H168ZM168 80L166 81V83L168 82ZM206 80V79H205ZM220 80V79H219ZM262 80H264V79H262ZM14 81V80H13ZM32 81V80H31ZM134 81V82H135ZM148 81V80H147ZM154 81V80H153ZM178 81H179V79H178ZM197 81V80H196ZM195 81V84H194V81H193V84L194 85H196V83H198V82H196ZM204 81V80H203ZM0 82H2V81H0ZM7 82V81H6ZM33 82H35V83H37V81H33ZM40 82V81H39ZM101 82V84L102 83H106V82H102V80L100 81ZM138 82H139V80H138ZM146 82V81H145ZM158 82H159V80H158ZM162 83L164 82V81H161ZM180 82V81H179ZM207 82H208V80H207ZM210 82H212V81H210ZM262 82V81H261ZM264 82V81H263ZM27 83H29L28 81H27ZM27 83H26V81L24 82V84H26V86H27ZM41 83V82H40ZM108 83V82H107ZM136 83V82H135ZM134 83V84H135ZM149 83V82H148ZM161 83V84H162ZM172 83V84H173ZM203 83V85L204 84H206V83H204V82H202ZM257 83V82H256ZM30 84H31V82H30ZM30 84H29V87H32V86H34V85H31L30 86ZM34 84V83H33ZM39 83H37L35 86H37ZM51 84V83H50ZM49 84V86H51ZM111 84V83H110ZM109 84V86H111ZM130 84V83H129ZM137 84V83H136ZM147 84V83H146ZM151 84V83H150ZM156 84V83H155ZM170 84V83H169ZM168 84V86H170ZM177 84V83H176ZM209 84V83H208ZM213 84V83H212ZM215 84H217V83H215ZM22 86H23V88H21L22 90H20V92L22 91V94L24 95L25 94V98H29V97H26V94L27 93H32V92H29V90H28V88L26 87V86H24L23 85V82H22V84H21ZM107 85V84H106ZM132 85V84H131ZM163 86L165 85V84H162ZM175 85V84H174ZM179 85H182V87H183V85H184V83H182V84H178V85H176V88H179ZM188 85V84H187ZM199 85V84H198ZM214 85V84H213ZM218 85V84H217ZM217 85H214V89L216 88V86ZM15 86H16V84L15 83H12V80L10 81H8V87H9V89H14L15 88ZM19 86V85H18ZM40 86V85H39ZM135 86V85H134ZM152 86H153V83H152ZM151 86V87H152ZM185 86V85H184ZM191 86V85H190ZM205 86V85H204ZM207 87H209L208 85H206ZM255 86H257V85H255ZM254 86V87H255ZM1 87V86H0ZM38 87V86H37ZM112 87H113V85H112ZM145 87H146V85H145ZM150 87V86H149ZM155 87H158V86H155ZM171 88H173L174 86L172 85V86H170ZM169 87V88H170ZM201 87V86H200ZM203 87V86H202ZM5 88H7V86L5 87ZM20 88H18L17 87V90L18 89H20ZM36 88V87H35ZM35 88H34V90H35ZM39 88V87H38ZM41 88V87H40ZM39 88V89H40ZM49 88V87H48ZM139 88V90H140V86L138 87ZM167 88V87H166ZM175 88V89H176ZM185 88H187L188 89V86H185ZM184 88V89H185ZM190 88V87H189ZM194 88V87H193ZM205 87H203V89H204ZM211 88V87H210ZM219 88V87H218ZM256 88V87H255ZM30 89V88H29ZM32 89H33V87H32ZM45 89H46V87H45ZM154 89V88H153ZM168 89V88H167ZM180 89V88H179ZM181 89H183V88H181ZM183 89V90H184ZM208 88H206V90H207ZM213 88H212V90H214ZM222 89H224V87L222 88ZM222 89H218L219 91H222ZM228 89V88H227ZM8 90V89H7ZM6 89H5V91H7ZM31 90V89H30ZM38 90V89H37ZM142 90V89H141ZM152 90V89H151ZM155 90L156 89H154V92H155ZM159 91H160V89H158ZM158 90H156V92L158 91ZM162 90H164V89H162ZM162 90L160 91V92H162ZM166 90V89H165ZM170 90V89H169ZM199 90L200 91H202V88L200 89L199 88ZM205 90V91H206ZM217 90V89H216ZM226 90V89H225ZM230 88H229V93L228 94H230L231 95V93H230ZM12 91V90H11ZM10 91V92H11ZM19 91V90H18ZM28 91V92H27ZM36 91V90H35ZM34 91V92H35ZM39 92L41 91V90H38ZM43 91V90H42ZM146 91V90H145ZM158 91V92H159ZM167 91V90H166ZM166 91H164V92H166ZM175 90H173V93H175L174 92ZM193 91V90H192ZM257 91V90H256ZM1 92V91H0ZM10 92H8L10 95L12 94V93H10ZM20 92H19V94H20ZM151 92V91H150ZM155 92V93H156ZM164 92H163V94H164ZM177 92V91H176ZM210 92V91H209ZM216 92V94H217V91H215ZM224 92V91H223ZM235 91H233L232 93H234ZM252 92H255L254 91V89H253V91ZM258 92V91H257ZM256 92V94L258 95V93ZM3 93V92H2ZM14 93V92H13ZM38 93V92H37ZM45 93V92H44ZM52 93V92H51ZM152 93V92H151ZM194 93V92H193ZM206 93V92H205ZM210 93H212V92H210ZM220 93L221 92H219V94L218 95H220ZM225 93H227V92H225ZM236 93V92H235ZM6 94V93H5ZM22 94H20V96L22 95ZM33 94V93H32ZM32 94H30V95H32ZM35 94V93H34ZM32 95L33 97L35 96V95ZM39 94V93H38ZM43 94V93H42ZM42 94H39V95H41L42 96ZM59 94H61L60 92H59ZM147 94L148 95H150L148 92H147ZM161 94V93H160ZM162 94V95H163ZM202 94V93H201ZM206 94H208V93H206ZM216 94L214 95L215 97H217L216 96ZM222 94V93H221ZM253 94H255V93H253ZM30 95H28L27 94V96H30ZM44 95V94H43ZM57 95V94H56ZM203 95V94H202ZM223 95V94H222ZM221 95V96H222ZM227 95V94H226ZM2 96V95H1ZM0 96V97H1ZM7 96V95H6ZM18 97H20L19 95H17ZM17 96H16V100L17 99H19V98H17ZM52 96V95H51ZM50 96V97H51ZM61 96H62V94H61ZM60 96V97H61ZM155 96V95H154ZM157 96V95H156ZM167 96V95H166ZM254 96V95H253ZM9 97H11V96H9L8 95V98ZM15 97V96H14ZM23 97V96H22ZM21 97V98H22ZM35 97H37V96H35ZM38 97H40V96H38ZM47 97V96H46ZM135 97V96H134ZM168 97H170V96H168ZM174 97V96H173ZM208 97H210V95L208 96ZM255 98H256V96H254ZM258 97V96H257ZM2 98H4V97H2ZM20 98V99H21ZM43 98V97H42ZM63 98V97H62ZM131 98V97H130ZM167 98V97H166ZM178 98V97H177ZM211 98V97H210ZM254 98V99H255ZM259 98L261 99V97L259 96ZM5 99H6V102H7V98L5 97ZM13 99V98H12ZM19 99V100H20ZM24 99V98H23ZM22 99V100H23ZM40 99V98H39ZM58 99V98H57ZM59 99H61V98H59ZM65 99V98H64ZM212 99H214V98H212ZM216 99V98H215ZM256 99H258V98H256ZM1 100V99H0ZM21 100V101H22ZM47 100V99H46ZM52 100V99H51ZM50 100V101H51ZM127 100H129V99H127ZM135 100V99H134ZM172 100V99H171ZM176 100H179V99H176ZM220 100V99H219ZM261 100H263V99H261ZM261 100H259V102H261ZM10 101V100H9ZM18 101V100H17ZM21 101H20V104H21ZM25 102L27 101V99H25L24 100ZM23 101V102H24ZM31 101V100H30ZM33 101V100H32ZM44 101V100H43ZM58 101V100H57ZM65 101V100H64ZM137 101V100H136ZM139 101V100H138ZM144 101V100H143ZM173 101V100H172ZM13 102H15V100H13ZM22 102V103H23ZM24 102V103H25ZM36 102V101H35ZM40 102V101H39ZM45 102V101H44ZM54 102V101H53ZM59 102V101H58ZM68 102V101H67ZM128 102V101H127ZM133 102V101H132ZM140 102V101H139ZM170 102V101H169ZM169 102H168V104H169ZM175 102V101H174ZM220 102V101H219ZM256 102H257V100H256ZM258 102V103H259ZM5 103V102H4ZM29 103V102H28ZM32 103V102H31ZM30 103V104H31ZM60 103H62L63 105H65L64 103H63V101L62 102H60ZM118 103H119V101H118ZM126 103V102H125ZM178 103V102H177ZM176 103V104H177ZM182 103V102H181ZM6 104H10V103H6ZM19 104V103H18ZM30 104L28 105V106H30ZM57 104V103H56ZM124 104V103H123ZM128 104V103H127ZM135 105H137L140 109L142 108V110H143V112H144V110H145V112H146V115H148V117L150 116L153 120H155L156 122H157V124H158V126L161 128L160 130L162 131V130H165V132H166V134L167 133H171V131H170V129H168V126H166L165 124H163L162 122H161V120H160V118H157V115H159L158 114V112L156 113L155 111L154 112H152L153 110L151 109H148V107L147 108H145V107H142V105L140 104V103H138V102H136V103H134ZM147 104V103H146ZM145 104V105H146ZM180 104V103H179ZM184 104V103H183ZM215 104H219V103H216V101H215ZM260 104V103H259ZM262 105H264V103H261ZM261 104L260 105H258V106H260V108H261ZM14 105V103L11 105V106H13ZM37 105V104H36ZM58 105V104H57ZM144 105V104H143ZM147 105H149V104H147ZM170 105V104H169ZM220 105V104H219ZM5 106V105H4ZM11 106H10V108H11ZM41 106V105H40ZM49 106V105H48ZM55 106V105H54ZM69 106H71V105H69ZM130 106H131V104H130ZM183 106V105H182ZM223 106V105H222ZM18 107H19V105H18ZM44 107H45V105H44ZM58 107V106H57ZM60 107V106H59ZM62 107V106H61ZM177 107H179V106H177ZM218 107V106H217ZM219 107H221V105L219 106ZM6 109H7V107H5ZM17 108V107H16ZM20 108H21V105H20ZM20 108H19V110H20ZM28 108V107H27ZM36 108H38V107H36ZM42 108V107H41ZM52 108H53V106H52ZM75 108V107H74ZM73 107H72V109H74ZM144 108V109H143ZM168 108H170V107H168ZM181 108V107H180ZM179 108V109H180ZM1 110H3V108H0ZM8 109H9V106H8ZM12 109L13 110H15L13 107H12ZM10 110V112L12 111L13 112V114H14V111L13 110ZM40 109V108H39ZM68 109V108H67ZM153 109L154 110H156L155 108H154V106H153ZM178 109V108H177ZM176 109V110H177ZM183 109H185V108H183ZM219 109H222V108H219ZM224 109H226V108H224ZM229 109V108H228ZM235 109V108H234ZM234 109H232V110H234ZM262 109V108H261ZM21 110H23L22 108H21ZM30 110V109H29ZM41 110H43V109H41ZM47 110V109H46ZM46 110H45V112H46ZM64 110V109H63ZM134 111L136 110L137 111V109H133ZM182 110V109H181ZM260 110V109H259ZM263 111H264V107H263V109H262ZM26 111V110H25ZM68 111V110H67ZM69 111H70V109H69ZM141 111V110H140ZM183 111V110H182ZM181 111V112H182ZM185 111V110H184ZM228 113H230L228 110H226ZM225 111V112H226ZM3 112H5V111H3ZM2 112V113H3ZM11 112V113H12ZM16 112V111H15ZM40 112V111H39ZM48 112H49V110H48ZM142 112V111H141ZM148 112V113H147ZM173 112V111H172ZM226 112V113H227ZM1 113V112H0ZM8 113H9V111H8ZM8 113H7V116L9 117V115H8ZM17 113V114H16ZM15 114L16 115H18V112H16ZM24 113V112H23ZM26 113V112H25ZM24 113V114H25ZM30 113V112H29ZM43 113V112H42ZM55 113V112H54ZM139 113V112H138ZM137 113V114H138ZM167 113V112H166ZM169 113H171V110H170V112ZM176 113V112H175ZM179 113V112H178ZM177 113V114H178ZM185 114H186V111L184 112ZM225 113V114H226ZM22 114V113H21ZM51 114V113H50ZM50 114H49V116H50ZM58 114V113H57ZM157 114V115H156ZM160 114H162V113H160ZM173 114V113H172ZM177 114H175V116H177ZM180 114V113H179ZM189 114H191V112H189ZM194 114V113H193ZM198 114V113H197ZM1 115V114H0ZM5 115V114H4ZM11 115V114H10ZM39 115V114H38ZM43 115V114H42ZM146 115H141V116H145L146 117ZM183 115V114H182ZM195 115V114H194ZM199 115V114H198ZM260 116H261V112H260V114H259ZM6 116V115H5ZM5 116H2V118H0L1 119V123H0V134L2 133V132H4L3 130H4V128H6L5 127V124H4V120H2V119H4V117ZM12 116V115H11ZM10 116V117H11ZM20 116V115H19ZM52 116H53V114H52ZM162 116V115H161ZM169 116L170 115H167V116H164L163 115V118L164 117H168L169 118ZM173 116V115H172ZM179 116V115H178ZM199 116H201V115H199ZM198 116V117H199ZM227 116V115H226ZM228 116H230V114H228ZM234 116V115H233ZM8 117H6V119H8ZM9 117V118H10ZM26 117V116H25ZM44 117V116H43ZM160 117V116H159ZM191 117V116H190ZM202 117V116H201ZM201 117H199L200 119H201ZM16 118V117H15ZM49 118V117H48ZM172 118V117H171ZM177 118V117H176ZM227 118V117H226ZM230 118H231V116H230ZM229 118V119H230ZM235 118V117H234ZM236 118H239L238 116L236 117ZM258 118V117H257ZM12 119V118H11ZM42 119V118H41ZM56 119V118H55ZM143 119H144V117H143ZM146 119V118H145ZM159 119V120H158ZM174 119V118H173ZM178 119L180 120V118H177V122H178ZM193 119V118H192ZM192 119H191V121H192ZM206 119V118H205ZM204 119V120H205ZM241 119V118H240ZM254 119V118H253ZM259 119H260V117H259ZM152 120V121H153ZM163 120H165V118L163 119ZM170 120V119H169ZM172 120V119H171ZM170 120V121H171ZM175 120V119H174ZM194 120H197V119H194ZM204 120H203V123H204ZM223 120H225V119H223ZM231 120H233V119H231ZM244 120V119H243ZM252 120V119H251ZM13 121H14V119H13ZM16 121V120H15ZM14 121V122H15ZM35 121V120H34ZM145 121H149V120H145ZM151 121V120H150ZM151 121V122H152ZM166 121V120H165ZM182 122H184L185 121V119H184V121H183V118H182V120H181ZM187 121V120H186ZM185 121V122H186ZM220 121H222V119L220 120ZM235 120H233V122H234ZM237 121V120H236ZM240 121V120H239ZM3 122V123H2ZM5 122H7L6 120H5ZM44 122V121H43ZM42 122V123H43ZM172 122V121H171ZM177 122H175V123H177ZM180 122V121H179ZM181 122V123H182ZM201 122V121H200ZM205 122H206V120H205ZM207 122H209V121H207ZM211 122H212V120H211ZM241 122V121H240ZM239 122V123H240ZM167 123V122H166ZM192 123L193 124H195L196 125V123L194 122V121H192ZM202 123V122H201ZM200 123V124H201ZM228 123V122H227ZM235 123V122H234ZM13 124V123H12ZM154 124L156 125V123L154 122ZM174 124V123H173ZM186 124L187 125H185V126H188V123L186 122ZM208 124V123H207ZM206 123H205V125H207ZM212 124V123H211ZM217 124V123H216ZM229 124V123H228ZM233 123L231 122V124L230 125H232ZM247 124V123H246ZM257 124V123H256ZM256 124H255V126H256ZM259 124H261V123H259ZM177 125V124H176ZM181 125V124H180ZM195 125H193V126H195ZM198 125V124H197ZM219 125V124H218ZM221 125V124H220ZM227 125V124H226ZM235 126V129H236V123L234 124ZM241 125V124H240ZM242 125H244V123L242 124ZM252 125V124H251ZM264 125V124H263ZM8 126V125H7ZM17 126V125H16ZM40 126V125H39ZM42 127H43V125H41ZM157 126V125H156ZM175 126V125H174ZM185 126H183V127H185ZM189 126H191L190 124H189ZM193 126H191V127H193ZM200 126V125H199ZM203 126V125H202ZM209 126H211V125H209ZM222 126H224V124L222 125ZM13 127V126H12ZM42 127H40L41 129H42ZM170 127V126H169ZM171 127H172V124H171ZM170 127V128H171ZM183 127H182V129H183ZM204 127V126H203ZM202 127V128H203ZM207 127V126H206ZM218 127V126H217ZM219 127H221V126H219ZM231 127V126H230ZM233 127V126H232ZM231 127V128H232ZM233 127V128H234ZM240 127H243V126H240ZM257 127V126H256ZM263 127V126H262ZM11 128V127H10ZM30 128V127H29ZM173 128V127H172ZM187 128H189V127H187ZM194 128V127H193ZM212 128V127H211ZM224 128H226L225 126H224ZM228 128V127H227ZM253 128V127H252ZM260 128V127H259ZM38 129V128H37ZM178 129V128H177ZM176 129V130H177ZM191 130H192V128H190ZM195 129H197L196 127H195ZM199 130H201V128H198ZM204 129L205 128H203L202 129V132L201 133H203V131H204ZM214 129H215V127H214ZM223 129V128H222ZM230 129V128H229ZM234 129V130H235ZM241 129V128H240ZM250 129V128H249ZM257 129V128H256ZM6 130V129H5ZM43 131H44V129H42ZM187 130V129H186ZM194 130V129H193ZM209 130V129H208ZM211 131L213 130V129H210ZM224 130V129H223ZM227 130V129H226ZM237 130V129H236ZM239 130V129H238ZM258 130V129H257ZM261 130H262V128H261ZM29 131V130H28ZM40 131V130H39ZM178 131V130H177ZM188 131H189V129H188ZM219 131V130H218ZM222 131V130H221ZM221 131H219V132H221ZM233 131V130H232ZM252 131H253V129H252ZM255 131V130H254ZM260 131V130H259ZM263 131H264V129H263ZM262 131V132H263ZM9 132V131H8ZM7 132V133H8ZM12 132V131H11ZM47 132V131H46ZM184 133H186V131H183ZM196 131H189V133H193V137H195V138H191L192 136V134H190V138L192 139V140H188L189 139V137L187 138V139H185L183 136H181V137H178L177 136V134H176V138H174V139H176L177 140V142L178 143H180V145L182 146V148H184V149H186V151L187 150H193V155L196 157L197 155L195 154V153H197L198 155L200 154H202V158H204L203 160L202 159H200V160H202V162L204 163L205 161V164H211V162H212V164L214 163L218 168L217 169H219L221 172H219V174L220 173H224V174H226L225 176H223V174H220V176L222 175V178L223 177H226V180H225V182L226 183H230V184H233L234 182H236V180L239 178L238 176L241 174V172H242V177H243V175H246L245 173H244V171H243V169H241V168H243L244 166H242V165H247V163H249L248 164V166L249 165H251L250 167H253V165L254 164H256V162H258V161H261V160H263L264 159V148H261L260 149V152L259 151H257V152H254V151H256V150H254L253 151V153L252 154H256V153H258V154H256V156H251V158L249 157V156H247V157H249V158H245V154H247V155H249L248 153H246L245 151L246 150H248L247 148H249L248 146H247V148H245V146L243 147L242 145L244 144L245 145V143L246 142H244V140H243V144H242V140L241 139H243L244 138V136H243V138H241L240 137V139H239V137L238 138H233V136H234V134H233V136L232 137H229V135L230 134H228L227 136L228 137H225L226 136V134H227V131H225L224 130V132L226 133V134H224V133H222V134H224V137L223 136H219V132L218 133H216L215 131H213V132H215V134H213V135H216V134H218V135H216V137L215 136H210V135H208L207 136V134L205 135V136H203V135H199L198 133H195ZM200 132V131H199ZM205 132H207V130H205ZM230 132V131H229ZM228 132V133H229ZM163 133H164V131H163ZM175 133V132H174ZM173 133V131H172V133H171V135H173L174 134ZM179 134L178 135H181L180 134V132H178ZM200 133V134H201ZM211 133V132H210ZM231 134H232V132H230ZM235 133H237V132H235ZM9 134V133H8ZM188 134V132L186 133V135ZM195 134H198L199 136H197V135H195ZM208 134H209V132H208ZM239 134H241V133H239ZM253 134V133H252ZM256 134V133H255ZM255 134H253V135H255ZM257 134H259L258 132H257ZM260 134H261V131H260ZM259 134V135H260ZM5 135V134H4ZM48 135V134H47ZM55 135V134H54ZM61 135V134H60ZM72 135V134H71ZM71 135H70V137H71ZM183 135V134H182ZM195 135V136H194ZM236 135H238V133L237 134H235V137H237ZM252 135V136H253ZM258 135V136H259ZM64 136H66V135H64ZM74 136V135H73ZM188 136H189V134H188ZM239 136V135H238ZM257 136V135H256ZM257 136V137H258ZM2 137V136H1ZM6 136H4V138H5ZM58 137V136H57ZM61 136H59V138H60ZM183 137V138H182ZM198 137H200V138H198ZM218 137H222V139H220V138H218ZM3 138V139H4ZM45 138V137H44ZM260 137H258L257 139H259ZM2 139V140H3ZM34 139V138H33ZM41 139V138H40ZM196 139V140H195ZM249 139H250V137H249ZM253 139V138H252ZM251 139V140H252ZM261 139H262V141H259L260 143H262L263 141H264V135H263V137H261ZM260 139V140H261ZM1 140V139H0ZM37 140V139H36ZM44 140V139H43ZM51 140H53L52 138H51ZM59 140V139H58ZM69 140V139H68ZM9 141V140H8ZM7 141V142H8ZM39 141V140H38ZM246 141V140H245ZM254 141V140H253ZM3 142H4V140H3ZM6 142V141H5ZM58 142V141H57ZM170 142V141H169ZM176 142V143H177ZM10 143V142H9ZM38 143V142H37ZM83 143V142H82ZM260 143H258L259 145H260ZM77 144V143H76ZM81 144V143H80ZM85 144V143H84ZM78 145V147L80 148V149H82V150H86V151H94V150H89L87 147H85V145ZM175 144V143H174ZM247 145H249L250 144V142H249V144H248V139H247V143H246ZM257 144V143H256ZM263 145H264V143H262ZM4 145V144H3ZM37 145V144H36ZM40 145V144H39ZM38 145V146H39ZM55 145V144H54ZM72 145H74V144H72ZM176 145V144H175ZM259 145H256V146H258V147H256L255 148V145H254V148H253V146L252 147H250L249 149H251L252 148V150L253 149H257L258 150V148H259ZM1 146V145H0ZM60 146V145H59ZM178 146V145H177ZM250 146V145H249ZM260 146H262V145H260ZM49 147V146H48ZM51 147V146H50ZM242 147L244 148V149H246V150H244V152L242 153ZM263 147V146H262ZM2 147H0V149H1ZM177 148V147H176ZM181 148V149H182ZM180 149V150H181ZM183 149V150H184ZM177 150H178V148H177ZM262 150V151H261ZM54 151V150H53ZM59 152V151H58ZM57 152V153H58ZM190 152V151H189ZM248 152H249V150H248ZM252 152V151H251ZM53 153V152H52ZM84 153V152H83ZM87 153V152H86ZM90 153H92V152H90ZM187 152H185V154H186ZM250 153V152H249ZM184 154V155H185ZM192 154V153H191ZM243 154L245 155V156H243ZM61 155V154H60ZM192 155V156H193ZM56 156V155H55ZM66 156V155H65ZM4 157V156H3ZM58 157V156H57ZM7 158V157H6ZM64 158V157H63ZM189 159V158H188ZM196 159V158H195ZM195 159H194V162H195ZM207 159V160H206ZM65 160V159H64ZM56 161V160H55ZM189 161H191V160H189ZM208 161V162H207ZM210 162V163H209ZM264 161H262V163H263ZM52 163V162H51ZM186 163V162H185ZM193 163V162H192ZM192 163H191V166H193L192 165ZM254 163V164H253ZM260 163V162H259ZM198 164V163H197ZM190 165V164H189ZM201 166H202V168H203V165H202V163H201ZM206 167H207V165H205ZM204 166V167H205ZM210 166V165H209ZM208 166V167H209ZM214 166V165H213ZM234 166H235V168H234ZM239 166H242V167H240V169H239V171L237 172V173H239V174H236V172L233 170V169H230V168H234L235 170H236V168L237 167H239ZM256 166H258L257 164H256ZM256 166H254V168L256 167ZM260 166V165H259ZM263 166V168H264V165H262L261 164V166L260 167H262ZM187 167H188V165H187ZM190 167V166H189ZM194 167V166H193ZM212 167V166H211ZM215 167V166H214ZM250 167H245L246 169H249L250 170ZM201 167H199V169H200ZM256 168H259V167H256ZM196 169H198V168H196ZM211 169V168H210ZM210 169L208 170V171H210ZM213 169H216V168H213ZM253 169V168H252ZM251 169V170H252ZM201 170H203V169H201ZM207 170V169H206ZM229 170L231 171H233V172H235V174L234 173H232V171H231V173H230V175H229ZM249 170H247L249 173H251ZM254 170V172H255V169H253ZM198 171V170H197ZM212 171V170H211ZM215 172H216V170H214ZM241 171V172H240ZM246 171V172H247ZM259 171H261V170H259ZM262 171H263V169H262ZM200 172V171H199ZM253 172V173H254ZM203 173V172H202ZM205 173V172H204ZM203 173V174H204ZM211 173V172H210ZM218 173V172H217ZM216 173V174H217ZM244 173V174H243ZM260 173V172H259ZM263 173V172H262ZM207 174V173H206ZM213 174V173H212ZM264 174V173H263ZM198 175H199V173H198ZM238 175V176H237ZM248 176H250V174H247ZM254 175H255V173H254ZM253 175V176H254ZM258 175H260V174H258ZM200 176V175H199ZM207 176H208V174H207ZM210 176V175H209ZM212 176V175H211ZM216 176V175H215ZM219 175H217V177H218ZM262 176V175H261ZM264 176V175H263ZM216 177V178H217ZM251 177V176H250ZM250 177H248L247 179H249ZM258 178L259 176H255V178ZM34 178V177H33ZM33 178H31V179H33ZM245 178V176L243 177V179ZM253 178V177H252ZM262 178V177H261ZM30 179V178H29ZM201 179V178H200ZM203 179H205V178H203ZM215 179V178H214ZM241 179V178H240ZM240 179H239V181H240ZM246 178H245V180H247ZM251 179V178H250ZM249 179V180H250ZM263 179V178H262ZM25 180V179H24ZM34 180V179H33ZM209 180H210V178H209ZM245 180H244V182H245ZM249 180H247V181H249ZM252 180V179H251ZM250 180V181H251ZM255 180V179H254ZM253 180V181H254ZM258 180H259V178H258ZM203 181V180H202ZM214 181V180H213ZM217 181H218V179H217ZM220 181V180H219ZM242 179H241V183H242ZM246 181V182H247ZM252 181V182H253ZM256 181H257V179H256ZM263 180H260L259 182H262ZM27 182V181H26ZM33 182V181H32ZM207 182H209V181H207ZM221 182H223V181H221ZM255 182V181H254ZM258 182V181H257ZM8 183V182H7ZM15 183H17V182H15ZM209 183H211V182H209ZM251 183V182H250ZM2 184H6V183H2ZM213 185H214V183H212ZM215 184H216V182H215ZM222 184V183H221ZM253 184H255V183H253ZM1 185V184H0ZM234 185V184H233ZM251 185V184H250ZM250 185H249V187H250ZM4 186V185H3ZM9 188H12L13 186H14V183L12 184V183H9ZM20 186V185H19ZM214 186H217V185H214ZM218 186H219V184H218ZM217 186V187H218ZM222 186V185H221ZM231 186V185H230ZM247 186V185H246ZM223 187H225V185L223 184ZM236 187V186H235ZM244 187V186H243ZM248 187V186H247ZM246 187V188H247ZM248 187V188H249ZM9 188H6V189H9ZM238 188V187H237ZM247 188V189H248ZM1 189V188H0ZM3 189V188H2ZM20 189V188H19ZM221 189V188H220ZM224 189V188H223ZM240 189V188H239ZM5 190V189H4ZM225 190H228V189H225ZM13 191V190H12ZM23 191V190H22ZM231 191V190H230ZM244 191V190H243ZM243 191H241V192H243ZM3 192V191H2ZM25 192V191H24ZM232 192V191H231ZM244 192H246V191H244ZM11 193V192H10ZM228 193H230L229 191H228ZM30 194V193H29ZM226 194H227V192H226ZM233 194V193H232ZM241 194V193H240ZM10 195V194H9ZM20 195H22V194H20ZM31 195V194H30ZM231 195V194H230ZM229 195V196H230ZM25 196V195H24ZM36 196V195H35ZM224 196V195H223ZM229 196H228V198H229ZM23 197V196H22ZM231 197H232V195H231ZM233 197H234V194H233ZM257 198V197H256ZM22 199V198H21ZM233 200H234V198H232ZM251 200H252V198H250ZM249 199V200H250ZM255 199V198H254ZM264 199V198H263ZM32 200V199H31ZM224 200V199H223ZM231 200V199H230ZM242 200V199H241ZM262 200V199H261ZM18 201H19V199H18ZM236 201V200H235ZM256 201H257V199H256ZM16 202V201H15ZM246 202V201H245ZM244 202V203H245ZM260 202V201H259ZM60 203H61V201H60ZM19 204V203H18ZM26 204V203H25ZM233 204V203H232ZM246 204V203H245ZM238 205V204H237ZM236 205V206H237ZM23 206V205H22ZM28 206V205H27ZM63 206V205H62ZM230 206V205H229ZM232 206V205H231ZM246 206V205H245ZM252 206V205H251ZM257 206V205H256ZM23 208V207H22ZM228 208V207H227ZM227 208H226V210H227ZM232 208V207H231ZM236 208V207H235ZM235 208H233V210L235 209ZM262 208H263V206H262ZM225 209V208H224ZM223 209V210H224ZM230 209V208H229ZM238 209V208H237ZM249 209V208H248ZM239 210V209H238ZM232 211V210H231ZM230 211V212H231ZM254 211V210H253ZM238 213H239V211H237ZM246 213V212H245ZM261 213V212H260ZM230 214V213H229ZM235 214V213H234ZM250 214V213H249ZM248 214V215H249ZM253 214V213H252ZM254 214H255V212H254ZM253 214V215H254ZM224 215H225V213H224ZM227 215V214H226ZM237 215V214H236ZM244 215V214H243ZM245 215H247V214H245ZM252 215V216H253ZM256 215V214H255ZM231 216V215H230ZM232 216H233V213H232ZM240 216V215H239ZM228 217V216H227ZM235 217V216H234ZM224 218H226V217H224ZM237 218V217H236ZM243 218V217H242ZM239 219V218H238ZM229 220V219H228ZM227 220V221H228ZM232 220V219H231ZM250 220V219H249ZM31 221V220H30ZM223 221V220H222ZM233 221V220H232ZM236 221V220H235ZM32 222V221H31ZM34 222V221H33ZM213 222H214V220H213ZM240 222V221H239ZM247 222H249V221H247ZM221 223V222H220ZM224 223V222H223ZM241 223V222H240ZM238 224V223H237ZM251 224V223H250ZM212 225H213V223H212ZM225 225V224H224ZM233 224L231 223V226H232ZM243 225V224H242ZM217 226V225H216ZM220 226V225H219ZM246 226H244V228H245ZM254 227V226H253ZM214 228H216V227H214ZM220 228V227H219ZM226 228H227V226H226ZM229 228V227H228ZM232 228V227H231ZM231 228H229V229H231ZM240 228V227H239ZM243 228V229H244ZM229 229H228V231H229ZM241 229V228H240ZM239 229V230H240ZM253 229V228H252ZM236 230V229H235ZM234 230V231H235ZM246 230V229H245ZM233 231V230H232ZM231 231V232H232ZM263 231V230H262ZM255 232H256V230H255ZM221 233H223V232H221ZM230 233V232H229ZM235 233V232H234ZM260 233V232H259ZM263 233V232H262ZM232 234V233H231ZM237 234H238V232H237ZM237 234H235V235H237ZM13 235V234H12ZM241 235V234H240ZM239 235V236H240ZM246 235V236H245ZM244 236L245 237H247L248 235L247 234H245ZM258 235V234H257ZM207 236H210V235H207ZM227 236H229V235H227ZM227 236H225L226 238H227ZM238 236V235H237ZM237 236H235V238L233 239L234 241H236L237 240ZM259 236V235H258ZM262 236V235H261ZM14 237V236H13ZM231 237H233V235L231 236ZM249 237V236H248ZM96 238V237H95ZM229 238V237H228ZM240 238V237H239ZM252 238V236L250 237V239ZM261 238V237H260ZM202 239V238H201ZM222 239H223V237H222ZM249 239V238H248ZM249 239V240H250ZM230 240V239H229ZM228 240V241H229ZM233 240H231V241H233ZM239 240V239H238ZM238 240H237V242H238ZM241 240V239H240ZM246 240V242H245V245L246 246H249L250 245V243L251 242H248V240L247 239H245ZM244 240V241H245ZM70 241V240H69ZM72 241V240H71ZM99 241V240H98ZM198 241V240H197ZM222 241V240H221ZM220 241V242H221ZM76 242V241H75ZM74 242V243H75ZM92 242V241H91ZM96 242V241H95ZM240 242H242V241H240ZM201 243V242H200ZM96 244H98L97 242H96ZM62 245H63V243H62ZM101 245V244H100ZM261 246H262V248H263V250L262 251H260V252H257L256 251V255H254V254H251V255H249L248 256V254L247 253H249L248 251H247V256H245V253H242V252H244L242 249H240V250H242V252L240 253V251H238V248L239 247H236V248H234V247H229V249H230V251H229V249H228V247H226L227 248V250H226V252H227V254L226 253H223L224 255L222 256V255H218L217 257H218V261H219V263H217V264H264V243L262 242L261 244H260ZM95 246V245H94ZM102 246V245H101ZM226 246V245H225ZM229 246V245H228ZM233 246V245H232ZM244 246V245H243ZM242 246V247H243ZM252 246H253V244H252ZM261 246H260V248H261ZM69 247V246H68ZM70 247H71V245H70ZM98 247V246H97ZM60 248V247H59ZM72 248V247H71ZM224 248V247H223ZM254 248V247H253ZM256 248V247H255ZM63 249V246H62V248H61V250ZM94 249V248H93ZM92 249V250H93ZM101 249V248H100ZM100 249H99V251L98 252H100ZM218 249V248H217ZM220 250H221V248H219ZM225 249V248H224ZM59 250V249H58ZM247 250V249H246ZM250 250V249H249ZM254 251L256 250V249H253ZM258 250V249H257ZM261 250V249H260ZM78 251V250H77ZM199 251V250H198ZM201 251H202V249H201ZM214 251V250H213ZM254 251H251V253L252 252H254ZM64 252V251H63ZM69 252V251H68ZM70 252H71V250H70ZM220 252V251H219ZM75 253H77V252H75ZM261 253H263V255L261 254ZM68 255V254H67ZM74 255H76V254H74ZM96 255V254H95ZM104 255V254H103ZM216 255V254H215ZM72 257H73V255H71ZM102 256V255H101ZM211 256V255H210ZM263 256V257H262ZM47 257V256H46ZM49 257V256H48ZM215 258H216V256H214ZM207 258H209V256L207 257ZM74 259V258H73ZM101 259V258H100ZM108 259V258H107ZM69 260V259H68ZM98 260V259H97ZM110 260V259H109ZM199 260H201V259H199ZM217 260V259H216ZM47 261V260H46ZM51 261H52V259H51ZM50 261V262H51ZM43 262V261H42ZM45 262V261H44ZM53 262V261H52ZM90 262V261H89ZM109 262V261H108ZM112 262V261H111ZM211 262V261H210ZM210 262L208 263V264H210ZM56 263V262H55ZM201 263H205V261L204 262H201ZM216 263V262H215ZM215 263H213V264H215ZM50 264V263H49ZM197 264V263H196ZM212 264V263H211Z\"/></svg>", "mask_w": 264, "mask_h": 264}]
</instances>
